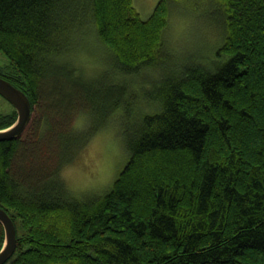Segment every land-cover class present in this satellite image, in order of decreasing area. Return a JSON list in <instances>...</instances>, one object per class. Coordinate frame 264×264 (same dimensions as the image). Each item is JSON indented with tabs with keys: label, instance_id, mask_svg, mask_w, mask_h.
<instances>
[{
	"label": "trees",
	"instance_id": "1",
	"mask_svg": "<svg viewBox=\"0 0 264 264\" xmlns=\"http://www.w3.org/2000/svg\"><path fill=\"white\" fill-rule=\"evenodd\" d=\"M169 1L143 19L132 0H0V76L32 109L0 141L16 228L4 264H264V0H220L227 59L214 71L172 59L136 117L131 82L160 66ZM91 28L109 56L90 76L75 45ZM120 108L127 162L104 194L75 197L62 168Z\"/></svg>",
	"mask_w": 264,
	"mask_h": 264
},
{
	"label": "rangeland",
	"instance_id": "2",
	"mask_svg": "<svg viewBox=\"0 0 264 264\" xmlns=\"http://www.w3.org/2000/svg\"><path fill=\"white\" fill-rule=\"evenodd\" d=\"M132 1L140 16L146 19L158 0ZM168 9L167 25L161 34L163 54L158 61V70L146 68L136 73L135 80L131 82L134 88L130 91L138 95L134 104L136 117L141 113L153 112V101L146 103L142 94L153 89L152 81L164 67L173 64L172 59L201 64L210 71H214L227 59L226 54H218L225 35L220 20V0H170ZM75 52L76 66L90 76L96 74V68L109 56L92 28L87 34L78 37ZM7 63V58L0 54V64ZM13 108L0 95V115L12 112ZM123 118L121 108L112 113L108 124L96 132L73 162L62 168L61 177L68 191L75 197L104 194L124 167L128 154L122 136ZM74 125L83 128L84 120L77 118Z\"/></svg>",
	"mask_w": 264,
	"mask_h": 264
},
{
	"label": "water",
	"instance_id": "3",
	"mask_svg": "<svg viewBox=\"0 0 264 264\" xmlns=\"http://www.w3.org/2000/svg\"><path fill=\"white\" fill-rule=\"evenodd\" d=\"M0 95L9 101L17 113L12 125L0 129V141L18 137L31 118V104L27 95L10 81L0 76ZM0 223L4 231V243L0 248V264H4L16 248V228L9 214L0 208Z\"/></svg>",
	"mask_w": 264,
	"mask_h": 264
},
{
	"label": "flooded vegetation",
	"instance_id": "4",
	"mask_svg": "<svg viewBox=\"0 0 264 264\" xmlns=\"http://www.w3.org/2000/svg\"><path fill=\"white\" fill-rule=\"evenodd\" d=\"M0 208H2V207H0ZM5 210V209H4ZM6 211V210H5ZM7 212V211H6ZM10 216V215H9ZM1 224V223H0Z\"/></svg>",
	"mask_w": 264,
	"mask_h": 264
}]
</instances>
